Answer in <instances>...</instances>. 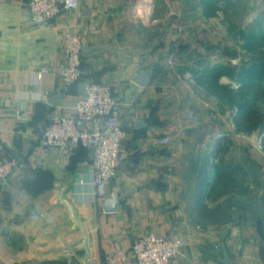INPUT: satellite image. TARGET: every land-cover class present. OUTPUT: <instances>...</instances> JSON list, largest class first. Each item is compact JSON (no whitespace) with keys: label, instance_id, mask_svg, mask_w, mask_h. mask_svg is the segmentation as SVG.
Here are the masks:
<instances>
[{"label":"crops","instance_id":"obj_1","mask_svg":"<svg viewBox=\"0 0 264 264\" xmlns=\"http://www.w3.org/2000/svg\"><path fill=\"white\" fill-rule=\"evenodd\" d=\"M27 1L0 0V157L13 161L0 179V264H103L147 232L181 238L182 254L171 264H264V177L255 173L262 132L235 124L240 82L226 70L264 56V0L203 6L208 17L240 27L246 37H220L219 54L209 61L206 48L188 80L175 69L188 51L147 49L130 31L131 0H79L76 9L43 24L31 22ZM192 4L164 1L170 18L154 25H169L165 43L186 42L173 15ZM68 31L81 36L84 52L80 79L66 86L58 67ZM214 65H220L217 84L232 86L235 102L213 92L208 75L197 80ZM147 68L150 83L136 84ZM88 82L108 84L120 103L121 149L128 157L108 184V196L117 191L120 199L113 212L103 210L108 196L96 197L89 148L39 141L51 116L72 108ZM137 119L146 124L137 126ZM217 131L227 137L217 138ZM164 137L169 141L161 144Z\"/></svg>","mask_w":264,"mask_h":264},{"label":"built area","instance_id":"obj_2","mask_svg":"<svg viewBox=\"0 0 264 264\" xmlns=\"http://www.w3.org/2000/svg\"><path fill=\"white\" fill-rule=\"evenodd\" d=\"M79 0H28L29 17L34 24H43L66 9H76ZM62 48L64 64L58 72L64 85L69 86L81 77L84 43L76 31L64 34ZM42 73H36L40 80ZM69 110V111H68ZM82 121V126L78 125ZM215 136L225 139V131H217ZM123 129L120 103L114 97L111 87L105 83L88 82L83 94L72 108L62 107L55 112L40 133V144L72 150L83 146L92 151V176L95 193L99 199L108 196V184L116 174L117 168L128 154L121 149ZM169 141L160 139L161 144ZM13 161L0 157V179L10 174ZM183 241L178 236L159 235L147 232L136 238L129 249L118 248L108 254L103 264H171V260L182 254Z\"/></svg>","mask_w":264,"mask_h":264},{"label":"rangeland","instance_id":"obj_3","mask_svg":"<svg viewBox=\"0 0 264 264\" xmlns=\"http://www.w3.org/2000/svg\"><path fill=\"white\" fill-rule=\"evenodd\" d=\"M153 1L154 0H131L129 2V10L131 15V25H129L130 31L141 35V37L143 38L142 43L146 46L147 49L154 46L153 48L155 49H162V52L168 50L170 52L172 49H176L177 47V52L181 50L183 56L185 52L188 51L186 54L187 56L184 58L180 56L181 59H178V64L175 65L176 71L185 72L184 74H182V76L184 75V80H188L196 75V73L194 72V68H196V66L200 67L203 63L202 54L205 55L206 48H208L207 50H209V61L212 60L210 58L213 57V55L215 56L219 54L218 49H220V47L222 46V40L220 37H223L224 35H244L243 32L241 33L239 31L240 27L223 25V23H221L217 19V16L208 17L206 15V10L204 11L202 9L203 6H206L207 4L216 5V0H192L193 4L191 9H188L186 12L184 11V9H181L177 11L176 15H173L181 22V26H179L178 32L187 36L186 42L184 41L181 44H173L168 42L165 43L164 39L166 36H169L170 27L168 24H163L162 26L154 25V19L162 18L163 22H165L170 18V11L169 9L165 8V0H155V9L153 7ZM187 1L190 2L191 0ZM177 2L180 4V7L181 3H185L186 0H177ZM223 55L224 54L222 53L220 54V56ZM169 58L171 57L168 56L167 60H169ZM254 60H259L264 64V56L262 55L259 56L258 59ZM247 62H249L248 59H241V65L239 66V69L237 68L238 66L232 67L231 65H227L226 70L231 76H235L238 82H240V84L236 87L240 96L239 103L245 101L253 102L256 108L259 109V111L264 115V75L260 86L257 88H248L241 85L242 80L245 79L244 74L250 67L247 66ZM229 84H232L234 86L232 82H229ZM185 93L187 94V96L189 95L188 90H186ZM186 101L187 103H189V106L192 105V102H190L191 100L187 98ZM257 131L262 132V138L258 139V146H264L263 130L258 127ZM229 134L230 136L233 135L231 130ZM239 155L240 154H238V156ZM257 163L258 167L255 173H257L259 179H262L264 177V169H262L264 165V148L261 152H258ZM244 172L245 170L241 171V176H243ZM246 173L249 174L248 169H246ZM261 204L264 207V203ZM262 220L264 221V219H259V221Z\"/></svg>","mask_w":264,"mask_h":264},{"label":"trees","instance_id":"obj_4","mask_svg":"<svg viewBox=\"0 0 264 264\" xmlns=\"http://www.w3.org/2000/svg\"><path fill=\"white\" fill-rule=\"evenodd\" d=\"M220 65H214L209 69L210 74L200 73L197 75L198 81H203L204 76H209L212 80L209 83L210 89L215 92L220 98H225L229 102H235L236 94L233 87L227 84H217V78L220 75ZM245 79L242 80L241 85L243 87L254 88L259 87L264 75V64L259 61L253 66H250L247 72L244 74ZM239 78V77H237ZM235 124L242 129L251 130L256 127H260L263 130L264 141V115L256 108L255 104L250 101L240 102L238 104V110L234 118Z\"/></svg>","mask_w":264,"mask_h":264},{"label":"water","instance_id":"obj_5","mask_svg":"<svg viewBox=\"0 0 264 264\" xmlns=\"http://www.w3.org/2000/svg\"><path fill=\"white\" fill-rule=\"evenodd\" d=\"M152 75H153V69L152 68L143 69L134 77L133 81L140 86H146L150 83ZM57 97H61L59 92L55 96H53V100H55ZM135 124L137 126H143L146 123L142 119H137V120H135ZM78 125L82 126V121H78ZM119 203H120L119 194L117 191H113L104 200L103 210L105 212H113V211L117 210ZM223 261L225 263L229 262L227 254H226L225 258L223 259Z\"/></svg>","mask_w":264,"mask_h":264}]
</instances>
